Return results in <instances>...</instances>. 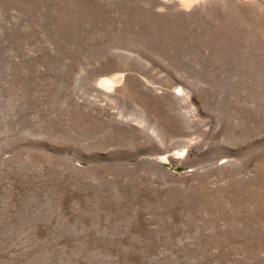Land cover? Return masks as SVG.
<instances>
[{"label": "rangeland", "instance_id": "rangeland-1", "mask_svg": "<svg viewBox=\"0 0 264 264\" xmlns=\"http://www.w3.org/2000/svg\"><path fill=\"white\" fill-rule=\"evenodd\" d=\"M0 264H264V0H0Z\"/></svg>", "mask_w": 264, "mask_h": 264}]
</instances>
